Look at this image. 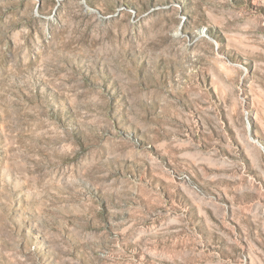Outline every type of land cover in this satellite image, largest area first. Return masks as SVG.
<instances>
[{
	"label": "rangeland",
	"instance_id": "1",
	"mask_svg": "<svg viewBox=\"0 0 264 264\" xmlns=\"http://www.w3.org/2000/svg\"><path fill=\"white\" fill-rule=\"evenodd\" d=\"M0 264H264V0H0Z\"/></svg>",
	"mask_w": 264,
	"mask_h": 264
}]
</instances>
